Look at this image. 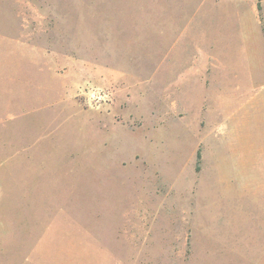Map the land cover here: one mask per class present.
<instances>
[{
    "label": "rangeland",
    "instance_id": "obj_1",
    "mask_svg": "<svg viewBox=\"0 0 264 264\" xmlns=\"http://www.w3.org/2000/svg\"><path fill=\"white\" fill-rule=\"evenodd\" d=\"M0 264H264V0H0Z\"/></svg>",
    "mask_w": 264,
    "mask_h": 264
},
{
    "label": "trees",
    "instance_id": "obj_2",
    "mask_svg": "<svg viewBox=\"0 0 264 264\" xmlns=\"http://www.w3.org/2000/svg\"><path fill=\"white\" fill-rule=\"evenodd\" d=\"M196 158H197V163H198V160L200 159V151L198 150L197 153H196ZM198 168V167H197Z\"/></svg>",
    "mask_w": 264,
    "mask_h": 264
},
{
    "label": "crops",
    "instance_id": "obj_3",
    "mask_svg": "<svg viewBox=\"0 0 264 264\" xmlns=\"http://www.w3.org/2000/svg\"><path fill=\"white\" fill-rule=\"evenodd\" d=\"M221 63H223L222 61H220ZM216 63V62H215ZM218 63V62H217ZM223 65H224V63H223ZM223 65H222V67H223Z\"/></svg>",
    "mask_w": 264,
    "mask_h": 264
}]
</instances>
